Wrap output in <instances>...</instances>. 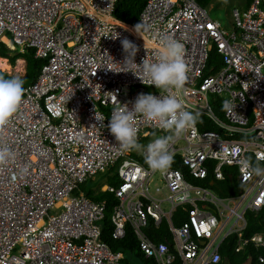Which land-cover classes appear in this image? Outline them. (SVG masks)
I'll use <instances>...</instances> for the list:
<instances>
[{
  "label": "built area",
  "instance_id": "obj_1",
  "mask_svg": "<svg viewBox=\"0 0 264 264\" xmlns=\"http://www.w3.org/2000/svg\"><path fill=\"white\" fill-rule=\"evenodd\" d=\"M115 1L0 0V43L44 60L0 127V149L12 154L0 165V264H134L124 255L129 250H114L101 237L105 200L81 190L106 170L117 182L91 191L116 200L111 238L130 228L147 264H217L231 233L236 252L264 244L261 234L242 236L245 212L264 204V175L247 165L264 167V0L233 9L227 29L196 0H147L135 23L114 17ZM160 34L185 46V103L197 115L171 145L173 163L163 174L148 168L144 151L122 152L106 127L138 94L159 95L142 65L123 64L121 40L138 46L141 64L156 60ZM211 53L219 64L207 67ZM95 116L105 118L104 127ZM200 116L216 129L200 130ZM138 120L144 146L167 134ZM156 175L161 185L152 189ZM225 177L235 180L236 194L203 185ZM178 209L184 220H173ZM150 220L165 223L166 239L145 234Z\"/></svg>",
  "mask_w": 264,
  "mask_h": 264
},
{
  "label": "clouds",
  "instance_id": "obj_2",
  "mask_svg": "<svg viewBox=\"0 0 264 264\" xmlns=\"http://www.w3.org/2000/svg\"><path fill=\"white\" fill-rule=\"evenodd\" d=\"M135 31L141 36L136 28ZM159 44L155 61L143 59L141 64H137L135 56L139 51L138 46L127 38L121 40L125 54L123 64L142 65L148 77L147 85L154 86L159 95L138 94L131 108L122 105L113 112L106 127L122 152L144 151V159L148 168L153 172L163 174L173 163L171 145L196 123L197 115L185 103L188 93L186 87L188 68L184 59V44L168 34L159 35ZM127 71L133 72L131 68ZM23 94L24 80L21 77L0 76V127L7 124L8 119L18 111ZM234 106L235 104L231 105L232 108ZM138 118L155 124L167 134L156 136L146 146L142 145L139 142ZM104 119L96 117L102 127L105 126ZM11 156L8 149H0V165L7 164ZM247 165L254 175H264V167L253 165L251 161H248Z\"/></svg>",
  "mask_w": 264,
  "mask_h": 264
},
{
  "label": "trees",
  "instance_id": "obj_3",
  "mask_svg": "<svg viewBox=\"0 0 264 264\" xmlns=\"http://www.w3.org/2000/svg\"><path fill=\"white\" fill-rule=\"evenodd\" d=\"M146 1L147 0H116L113 15L116 19L120 21L126 23H135L137 16ZM213 1L218 5L221 0H196V2L203 7H207ZM251 1L252 0H243V5L241 8L247 7ZM13 52L16 53L15 56L10 55ZM0 56L8 58L11 64H14L15 60L18 58H23L25 60V74L23 77H21L24 80V86L32 83L35 80L39 69L44 63V60L34 58L32 49H26L24 52H18V50H8L3 43H0ZM212 64H219V58L213 53H211L209 56V59L207 61V67ZM0 76H4L5 78L14 77L8 75L5 72H2L1 70ZM199 121L200 122H198V127L200 130L216 129L214 124L209 123L207 120H205L204 116H200ZM139 142H142V139H140ZM179 168L183 169V166H179ZM109 180V182H111L112 184H115L117 182L115 176H112ZM203 185L210 186L220 196L234 195L237 193V184L234 179L229 177H225L223 181L213 180L212 183L206 181L203 183ZM85 194L91 200H105L106 202L105 217L101 222L102 239L107 242L109 246L114 250L127 249L129 251H134V254L137 257L136 259L139 261V263L147 264L148 261L144 260L143 257L140 255L136 239L130 228L127 229L124 238L120 240H113L111 238V222L109 215L113 208V205L116 202L114 196L108 192H98L97 194H94L91 190L85 191ZM176 218L184 220V212L178 209L177 213L174 214L173 220H175ZM244 218L246 224L242 230V236L250 237L254 234H261L264 239V204L258 211H246L244 214ZM145 234L152 240L156 241L160 239H166V225L165 223H161L158 227H154L152 221L150 220L148 222V229H146ZM236 245L237 235L231 233L221 242L219 246L221 259L217 264H264V244L261 246H255L254 243H248L247 245L243 246L238 252L234 250ZM259 258H261L262 261H260Z\"/></svg>",
  "mask_w": 264,
  "mask_h": 264
},
{
  "label": "rangeland",
  "instance_id": "obj_4",
  "mask_svg": "<svg viewBox=\"0 0 264 264\" xmlns=\"http://www.w3.org/2000/svg\"><path fill=\"white\" fill-rule=\"evenodd\" d=\"M242 5H243V0H221L218 3V5L213 1L207 6V9H209L208 13L211 19L219 23L222 28L227 29L230 27L232 23V14H231L232 10L235 8H241ZM18 59L15 60L14 64H8L10 66V69L8 70L3 69L4 72L14 77L16 76L23 77L25 74V62L22 65L20 64L16 65ZM212 97H213L212 95H209V99H211ZM110 173L111 170H106L104 173H98L97 175H95L93 179L89 178L81 185V190H83L84 192L87 190H99V188L103 184L109 183L108 177ZM155 185H157L158 187H160L161 185V182L158 181L157 175L155 176V182L151 184V188L154 189ZM163 207L166 208L167 204H163ZM124 255L126 256L127 261L129 263L140 264L139 261L134 256V251L133 253H130V251H126V254Z\"/></svg>",
  "mask_w": 264,
  "mask_h": 264
},
{
  "label": "bare ground",
  "instance_id": "obj_5",
  "mask_svg": "<svg viewBox=\"0 0 264 264\" xmlns=\"http://www.w3.org/2000/svg\"><path fill=\"white\" fill-rule=\"evenodd\" d=\"M17 64H20L22 65L23 64V61L21 59L17 60ZM0 68L1 69H5V70H8L10 69V66L8 65V63L6 62V59L4 58H0ZM240 135V134H238ZM232 237V236H231ZM236 237V236H235ZM236 239V238H235ZM234 241V240H233ZM247 249V248H246Z\"/></svg>",
  "mask_w": 264,
  "mask_h": 264
},
{
  "label": "water",
  "instance_id": "obj_6",
  "mask_svg": "<svg viewBox=\"0 0 264 264\" xmlns=\"http://www.w3.org/2000/svg\"><path fill=\"white\" fill-rule=\"evenodd\" d=\"M15 54H16V53H15V52H13V53H11V56H15Z\"/></svg>",
  "mask_w": 264,
  "mask_h": 264
},
{
  "label": "crops",
  "instance_id": "obj_7",
  "mask_svg": "<svg viewBox=\"0 0 264 264\" xmlns=\"http://www.w3.org/2000/svg\"><path fill=\"white\" fill-rule=\"evenodd\" d=\"M19 60V59H18ZM22 61H23V59H21ZM25 61H23V63H24ZM16 65H17V62H16Z\"/></svg>",
  "mask_w": 264,
  "mask_h": 264
}]
</instances>
